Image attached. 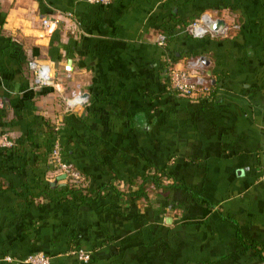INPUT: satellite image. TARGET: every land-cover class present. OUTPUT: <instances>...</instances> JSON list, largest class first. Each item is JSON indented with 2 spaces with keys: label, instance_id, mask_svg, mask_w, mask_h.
Segmentation results:
<instances>
[{
  "label": "crops",
  "instance_id": "obj_1",
  "mask_svg": "<svg viewBox=\"0 0 264 264\" xmlns=\"http://www.w3.org/2000/svg\"><path fill=\"white\" fill-rule=\"evenodd\" d=\"M207 11L240 30L189 38ZM190 57L206 62L211 96L169 89L168 59ZM32 62L52 67L55 87H34ZM82 92L88 105L65 112L62 97ZM0 98V264L37 253L51 264H264V0H0ZM56 140L94 190L129 193L153 172L171 187L33 198L65 186L49 162Z\"/></svg>",
  "mask_w": 264,
  "mask_h": 264
},
{
  "label": "built area",
  "instance_id": "obj_2",
  "mask_svg": "<svg viewBox=\"0 0 264 264\" xmlns=\"http://www.w3.org/2000/svg\"><path fill=\"white\" fill-rule=\"evenodd\" d=\"M91 3L110 5L114 0H89ZM219 20L225 21V26L214 30L212 26ZM58 21H50L45 19L43 26L46 30H51L57 27ZM240 30V25L237 23L227 22L225 19L218 16L216 11H207L200 17L186 26L185 33L193 39H229L232 38ZM156 45L165 49L168 46V36L165 33H160L156 39ZM31 70L34 74V87L41 89L44 87H55L56 78L52 67L47 63L32 62ZM168 87L178 96L189 99L199 100L211 96L213 92L212 78L206 74V62L201 57H190L183 61L179 67L172 59H168V65L165 71ZM64 111L69 113L78 108L88 105L90 95L87 92L75 94L71 97H62ZM4 99L0 98V108L4 107ZM60 126V121L55 122V130ZM5 145L11 146L13 143L6 141ZM49 162L52 170L60 176H65L67 183L73 184L78 188L85 189L88 187L87 177L76 166L65 160L63 148L59 140L53 145L49 156ZM264 182V170L261 176ZM77 256L80 261L89 263L90 254L79 251ZM27 264H51V259L43 254L37 253L29 256L26 259Z\"/></svg>",
  "mask_w": 264,
  "mask_h": 264
},
{
  "label": "trees",
  "instance_id": "obj_3",
  "mask_svg": "<svg viewBox=\"0 0 264 264\" xmlns=\"http://www.w3.org/2000/svg\"><path fill=\"white\" fill-rule=\"evenodd\" d=\"M199 17H200V15L197 16L196 18H194V20H192L186 26H188L192 22L196 21ZM187 36L189 38H191L189 35H187ZM168 38H169V36H168ZM168 41H169V39H168ZM175 59L176 58H174V60ZM53 129L54 128L52 127V131H53L52 133H53V135L56 136L60 131L55 132V130H53ZM53 145L51 146V150L53 148ZM51 150H50V153H51ZM63 155L67 161L73 163L76 166V168L79 169V167L72 160H70L68 157H66L68 155L66 154V152L64 150H63ZM87 180H88V178H87ZM170 187L171 186H169V185L163 184V182L160 180L159 172H153L149 175H146L142 179V182L138 185L137 190L129 192V193L126 191H122V190L118 189L116 186L110 185V184L99 186L98 188H96L94 190L93 187L90 185V182L88 180V187L85 189L78 188L77 186H75L73 184L67 183L61 189L54 191L50 188L49 184H45V186H43L42 189L40 188L39 192L34 193L32 197L33 198L42 197V198H44L48 201H51V202L59 201L62 199H75V200H78L80 202L86 203L89 199H93V200L98 199V197L100 195H102L106 192H114L118 195L134 196L136 198H139V197L145 195L149 189H154L156 191H162L163 193H166L170 189ZM11 191H15V189L11 188Z\"/></svg>",
  "mask_w": 264,
  "mask_h": 264
},
{
  "label": "water",
  "instance_id": "obj_4",
  "mask_svg": "<svg viewBox=\"0 0 264 264\" xmlns=\"http://www.w3.org/2000/svg\"><path fill=\"white\" fill-rule=\"evenodd\" d=\"M225 26V21L224 20H219L216 24H214L213 26H212V29H214V30H218V29H220V28H222V27H224ZM207 65H208V63H207ZM59 180H61L62 182H64L65 184H67V180H66V177L65 176H60L59 177Z\"/></svg>",
  "mask_w": 264,
  "mask_h": 264
}]
</instances>
